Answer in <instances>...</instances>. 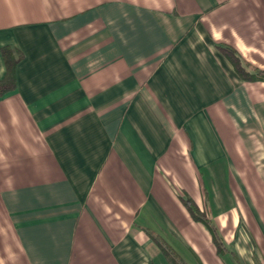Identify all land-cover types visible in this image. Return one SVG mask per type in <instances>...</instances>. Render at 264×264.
Masks as SVG:
<instances>
[{"label": "crops", "instance_id": "obj_1", "mask_svg": "<svg viewBox=\"0 0 264 264\" xmlns=\"http://www.w3.org/2000/svg\"><path fill=\"white\" fill-rule=\"evenodd\" d=\"M3 47L0 264H264V81L222 51L264 71V0H0Z\"/></svg>", "mask_w": 264, "mask_h": 264}, {"label": "trees", "instance_id": "obj_2", "mask_svg": "<svg viewBox=\"0 0 264 264\" xmlns=\"http://www.w3.org/2000/svg\"><path fill=\"white\" fill-rule=\"evenodd\" d=\"M222 51L225 53L229 61L235 67V70L240 77L245 81H264V71H258L255 74H250L241 66V62L237 57L234 50L230 48H223ZM2 56L6 64V76L3 80H0V97H3L7 93L13 91L16 87V68L18 62L22 59V53L18 50L10 47H3ZM183 203L192 218L196 222L204 224L211 234L213 243L215 244L219 254L228 252L221 234L217 230L216 226L208 219L205 213H202L197 205L190 199H183ZM151 238L159 246L163 255L169 262V264H188L164 239L160 236L151 234ZM235 255V253H232ZM236 257V255H235ZM237 259V258H236ZM238 260V259H237Z\"/></svg>", "mask_w": 264, "mask_h": 264}]
</instances>
